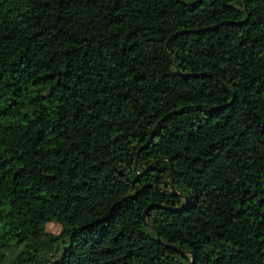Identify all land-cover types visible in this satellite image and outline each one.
Wrapping results in <instances>:
<instances>
[{
  "label": "trees",
  "instance_id": "obj_1",
  "mask_svg": "<svg viewBox=\"0 0 264 264\" xmlns=\"http://www.w3.org/2000/svg\"><path fill=\"white\" fill-rule=\"evenodd\" d=\"M0 214V264H264V0H0Z\"/></svg>",
  "mask_w": 264,
  "mask_h": 264
},
{
  "label": "water",
  "instance_id": "obj_2",
  "mask_svg": "<svg viewBox=\"0 0 264 264\" xmlns=\"http://www.w3.org/2000/svg\"><path fill=\"white\" fill-rule=\"evenodd\" d=\"M223 4L225 5V3L223 2ZM222 85V84H221ZM223 87V86H222ZM172 113L166 115L164 118L160 119L159 121H157V123L155 124V126L153 127V130L151 132V135L150 137L148 138V140L146 141L145 145L137 152L136 154V158H135V167H134V171H136V165H137V159H138V156L140 154L141 151L147 149V147L149 146V143L151 142V140L154 138L159 126L161 125V123L164 122V120L166 118H168L169 116H171ZM174 114H178V113H174ZM170 175H171V188L172 190L174 191V187H173V179H172V171H170ZM185 202H187V199H185ZM148 211V208L144 211L142 217L144 218L145 217V212ZM146 226H148L146 223H145ZM157 238H158V235H157Z\"/></svg>",
  "mask_w": 264,
  "mask_h": 264
},
{
  "label": "rangeland",
  "instance_id": "obj_3",
  "mask_svg": "<svg viewBox=\"0 0 264 264\" xmlns=\"http://www.w3.org/2000/svg\"><path fill=\"white\" fill-rule=\"evenodd\" d=\"M4 220H5L4 217L0 214V233L4 239H7L6 231L3 228ZM46 230L47 232H50V233H58L59 227L54 224H49L47 225Z\"/></svg>",
  "mask_w": 264,
  "mask_h": 264
}]
</instances>
